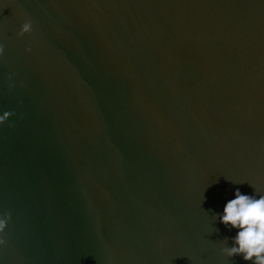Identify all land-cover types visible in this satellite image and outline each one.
Returning <instances> with one entry per match:
<instances>
[{
	"label": "water",
	"instance_id": "95a60500",
	"mask_svg": "<svg viewBox=\"0 0 264 264\" xmlns=\"http://www.w3.org/2000/svg\"><path fill=\"white\" fill-rule=\"evenodd\" d=\"M237 188L264 194V0H0V264H245Z\"/></svg>",
	"mask_w": 264,
	"mask_h": 264
},
{
	"label": "clouds",
	"instance_id": "9594fccd",
	"mask_svg": "<svg viewBox=\"0 0 264 264\" xmlns=\"http://www.w3.org/2000/svg\"><path fill=\"white\" fill-rule=\"evenodd\" d=\"M30 31L26 22L20 34ZM219 222L235 231L231 246L221 248L222 255L238 256L245 264H264V194L249 195L237 188L225 202Z\"/></svg>",
	"mask_w": 264,
	"mask_h": 264
}]
</instances>
